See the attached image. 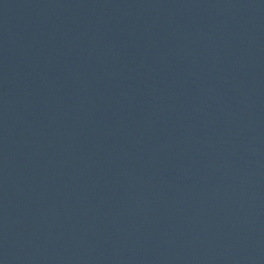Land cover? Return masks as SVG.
Segmentation results:
<instances>
[{"label": "water", "instance_id": "95a60500", "mask_svg": "<svg viewBox=\"0 0 264 264\" xmlns=\"http://www.w3.org/2000/svg\"><path fill=\"white\" fill-rule=\"evenodd\" d=\"M109 264H264V67Z\"/></svg>", "mask_w": 264, "mask_h": 264}]
</instances>
